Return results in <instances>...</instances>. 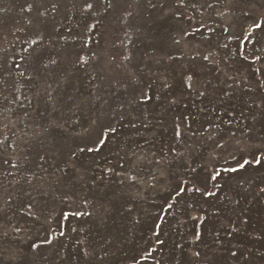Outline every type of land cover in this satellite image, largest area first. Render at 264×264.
<instances>
[{"label": "snow or ice", "instance_id": "snow-or-ice-1", "mask_svg": "<svg viewBox=\"0 0 264 264\" xmlns=\"http://www.w3.org/2000/svg\"><path fill=\"white\" fill-rule=\"evenodd\" d=\"M133 2L137 7L146 5L148 8H157V4L152 0ZM125 3L126 0H24L20 8L25 23L16 31L26 34L22 39L17 36L14 42H10L9 47H4V42L0 39V96L8 100V95H11L13 100H16V93L22 87H28L35 90L37 99L46 95L48 100H52V94L48 90L54 83L57 86L61 81L67 83L73 73H87L89 67H95L94 61L99 58L100 52L90 48L93 41L89 33L96 31L98 26L103 25L105 20L117 11L123 14L120 19L121 23H125L127 18L132 17V12L123 7ZM166 4L167 14L163 11ZM262 5L264 0L256 6ZM68 6L72 9V16H68L66 12L62 17L64 23L61 24L56 16L61 9ZM252 6L253 0H174V3L172 0H165L159 8L162 17L168 15L171 18L168 39L176 51L165 52L156 59L155 62L160 67L155 70L147 64H132L134 53L129 51L124 56L127 63L121 65L123 71L120 78L110 81V88L115 89L111 94L117 97L119 103L113 105L107 100L103 101L107 109L102 112V116L108 117V122H101V116H96L87 127L81 125L79 131L76 128L69 131L55 121L49 122L48 126L43 128L45 133L54 135L59 132L65 137H70L73 143L49 173V160L52 156L44 140H40L36 151L40 163L36 164V168L47 176H53L52 183H62L65 177L75 179L77 174L83 179L90 169L101 167L96 153L120 135L117 126L119 121L130 117L128 125L131 129H136V134L139 135L140 129L162 127L164 117L171 116V143L150 154H138L129 150L119 156L118 151L116 168L119 171L110 167L112 161L105 158V166L92 181L93 185L96 186L98 182H103L114 174L120 177L119 184L122 188H135L139 191V185L148 183L141 174L146 161L154 169L148 178L154 183L149 186L163 183L161 176H167L171 191L165 200V208L179 214L177 223H180L179 217H183L185 221L196 222L197 226L205 225L206 220L223 215L224 209L233 214L239 211L236 219L229 217L228 225L223 226L225 238L222 240L220 232L217 231L213 244L218 245L220 251L226 252V259L234 264H264V227L259 231H247V210L238 209L241 203L238 196H228L233 187L243 188L245 183H251L243 178V173L264 171V7L258 14H252L248 10ZM188 9H194L200 14L201 19L196 25L189 23L195 17L186 15ZM204 12H211L209 20L219 26L224 34H229L230 28L236 25L237 13L239 17L247 20V23L239 25L238 35L244 50L238 44V61L228 62L232 55L230 51L217 59V50L227 48L228 45L220 43L213 47L207 44L211 39L207 33H215V28L210 27L204 20ZM73 17L77 18L75 25L79 29L73 33V39L79 40L80 47L78 50L69 51L66 43H60L64 41V33L60 29L65 27L71 30L68 21ZM7 27V22L0 19V33H6ZM227 38L231 39V36ZM182 42L188 49L187 52L180 50ZM95 43L98 45L99 41ZM199 44H207V47L201 51L196 47ZM65 65L70 66L72 71L69 72ZM209 65L212 66V79H204ZM176 72L179 73L178 78ZM89 79L95 80L97 76L92 75ZM92 98L102 99L95 95ZM25 99L31 107V99ZM157 116L160 119L153 125ZM164 131L167 132L168 128H164ZM144 142L149 143L147 140ZM197 142L201 146H209L207 157L202 158L199 163L193 159V145ZM81 154L92 156L84 163L81 162ZM228 159L235 163H227ZM30 163L34 162L27 158L23 161L17 159L16 162L8 159L2 161V164L9 165L12 170L6 168L4 172L7 177H12L15 184H10L9 187L0 184V199L3 200L0 213L5 209L15 208L17 214L29 216L33 222L42 218L47 220L51 217V211L42 207L31 195L32 192L37 195L44 194L40 186L45 183L46 176L33 171ZM173 164L180 170L179 175L172 171ZM57 172L60 175H56ZM72 179H69V184ZM259 191L264 193V184L259 187ZM71 195V191H68L64 192L62 197L67 199ZM225 200L228 204H224L223 208L217 207L218 202ZM83 202L89 204L88 199ZM229 205L232 207L229 208ZM100 207L103 211L102 204ZM68 215L62 213L65 219ZM74 215L91 216L92 213L76 211ZM136 222L139 223V220ZM160 229L161 224L154 220L150 231L155 237L154 243L163 247L165 240L160 238ZM48 231H51V226L46 230L42 243L52 245L53 236L48 235ZM71 231L76 232L77 229L73 228ZM59 236L64 237L65 233L61 231ZM201 238L200 230L191 233L193 245L201 241ZM76 243L81 245L78 254L82 253L85 264L102 262L108 255L107 252L98 253L97 249L85 240H77ZM110 243L111 241L104 240L101 249ZM186 243L188 241L183 236L174 242L173 252L180 250L181 259L185 255L183 246ZM31 248L37 249L38 245L33 243ZM210 251L211 256L202 253L197 246L185 264H219L215 259L216 249ZM149 257L151 250L147 256L141 258ZM28 264H35V261Z\"/></svg>", "mask_w": 264, "mask_h": 264}, {"label": "rangeland", "instance_id": "rangeland-1", "mask_svg": "<svg viewBox=\"0 0 264 264\" xmlns=\"http://www.w3.org/2000/svg\"><path fill=\"white\" fill-rule=\"evenodd\" d=\"M23 2L24 0H0V19L8 24L6 33H0L4 47H9L10 42H14L17 36L22 39L26 34L16 31L25 23L20 8ZM152 2L157 4V8H148L146 5L137 7L133 0H126L123 7L132 12V17L127 18L125 23H121L120 18L123 14L117 11L109 16L103 25L98 26L96 31L89 33L93 41L90 48L100 52L99 58L94 61L95 67H89L87 73L83 71L73 73L67 83L61 81L58 86L54 83L53 87L48 90L52 94V100H48L46 95L37 99L34 95L35 90H30L28 87H22L16 93L18 97L16 100H13L11 95H8V100L0 96V184L5 187L15 184L12 177H7L4 172L6 168L12 171L9 165L2 164L4 159L16 162L17 159L23 161L27 158L30 162H34L30 163L33 171H36L38 175L46 176L45 183L40 186L44 194L37 195L36 192H32L31 195L42 207H46L52 213L49 219L42 218L37 222H33L29 216L17 214L15 208L5 209L3 213H0V264H28L33 260L35 264H85L82 253L78 254L81 245L76 243L77 240L91 243L100 254L108 253L102 262L95 261L94 264H185L197 246L202 253H208L210 256L212 255L210 249H216L215 259L219 264H234L233 261L226 259L228 255L226 252L220 251L219 246L213 244V238L217 231L220 232L222 240L225 238L223 226L228 225L229 217L236 219L240 214L239 211L233 214L228 209H224V214L219 218L205 221L207 227L197 226L196 222L185 221L183 217H179L180 223H177L179 214L165 208V200L171 191L167 176H161L163 183L149 186L154 183L148 179L154 169L146 161L141 174L145 176L148 183L139 185V191L135 188H122L119 184L120 177L114 174L109 179L98 182L96 186L92 183L101 168L105 166V158L112 161L110 167L116 168L119 156H123L129 150L136 151L138 154H150L171 143L169 127L171 116L164 117L162 127L140 129L139 135L136 134V129H131L128 125L130 117L119 121L117 126L120 135L96 153V159L101 167L90 169L83 179H80V174H77L75 179L65 177L62 183H52L53 176H47L42 170L36 168V164L40 163L36 156L40 140H44L52 156L49 160L51 165L48 167L49 173L53 171L56 163L60 161L63 154L67 153L73 143L70 137H65L59 132L54 135L45 133L43 128L47 127L49 122L55 121L69 131L72 128L79 131L81 125L87 127L96 116H101V122H108V117L102 116V112L107 109L103 101L107 100L113 105L119 103L117 97L111 94L115 89L110 88V81L120 78L123 71L121 65L127 63L124 56L129 51L134 53L132 64H137V62L141 65L147 64L154 70L160 67L155 62L156 59L163 56L165 52L176 51L168 39L171 18L168 15L162 17L159 8L165 0H152ZM172 2L174 3V0ZM260 2L261 0H253V6L248 9L249 12L258 14L264 7V5L256 6ZM163 11L167 14V4ZM66 12L68 16H72L70 6L61 9L56 16L61 24L64 23L62 17ZM186 15L195 17L189 21L193 25L201 19L200 14L194 9H188ZM210 15L211 12L203 13L204 20L209 23L210 27L215 28V33H207L211 37L207 44L213 47L220 43L227 44V48L217 50V59L224 57L225 53L230 51L232 55L228 62L238 61L239 55L236 52L238 44L244 50V45L238 35L239 25L247 23V20L239 17L237 13L236 25L230 28L229 34H224L219 26L211 23ZM76 19L73 17L68 21L71 30L65 27L60 29L64 33V41L60 43H66L69 51L78 50L80 47L79 40L73 39V33L79 31L75 25ZM129 24L132 26L129 27ZM229 35L231 39L227 38ZM197 39L200 38L197 37ZM96 41H99L98 45ZM207 44H199L196 47L202 51ZM16 49H19V43L16 44ZM180 50L188 51L183 42ZM247 51L251 54L250 49ZM168 63L171 64V62ZM65 67L69 72L72 71L70 66L65 65ZM208 67L209 71L205 72L204 79H212V66ZM92 75H96L97 79L90 80L89 77ZM175 75L178 78L179 73L176 72ZM93 95L100 96L102 99L94 100ZM25 97L31 99V107ZM108 116H111L110 110ZM159 119L160 117L157 116L153 120V125ZM164 128H168V131L165 132ZM145 140L149 143H145ZM208 147L207 145L201 146L199 142L193 145V159L197 163L207 157ZM91 156L92 154H81V162L86 163ZM227 163L234 164L235 161L228 159ZM116 171L119 169L116 168ZM172 171H175L177 175L180 174L175 164L172 166ZM56 175L60 173L57 172ZM242 175L246 181L250 180L251 183H245L243 188L233 187L232 191L228 192V196L232 198L238 196L241 199L238 209L247 210L246 214L249 216L247 231L253 229L259 231L261 227H264V193L259 191V187L264 184V171H249ZM69 179H72L71 184L68 183ZM25 187L28 186L25 185ZM68 191H71L72 195L64 199L62 194ZM24 199L28 198L24 197ZM84 199H88L89 204L86 205L83 202ZM224 204H228V201L218 202L217 207L223 208ZM2 206L3 200L0 199V207ZM76 211H87L92 215L76 216L74 215ZM62 213L69 215L65 219ZM101 216L103 223H101ZM137 220L139 223L136 222ZM154 220L161 224L159 231L160 238L165 240L163 247L154 243L155 237L150 231ZM57 221H59V228H57ZM49 226H51V231L47 234L53 236L52 245L42 243ZM73 228L77 231L72 232ZM209 229L211 234H209ZM195 230L202 232V238L196 245H193L191 233ZM61 231L65 233L64 237L59 236ZM181 236L188 241L183 246L185 251L183 259L180 258V250L173 252L174 242L179 241ZM238 239L243 240L242 237ZM104 240H109L111 243L101 249ZM33 243L38 245L37 249L31 248ZM150 250L151 257L142 259L141 257L147 256Z\"/></svg>", "mask_w": 264, "mask_h": 264}]
</instances>
